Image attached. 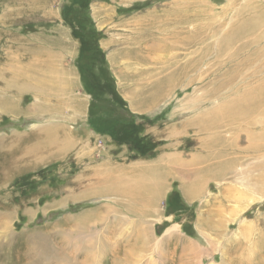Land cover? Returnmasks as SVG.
Instances as JSON below:
<instances>
[{
    "label": "rangeland",
    "instance_id": "374dc122",
    "mask_svg": "<svg viewBox=\"0 0 264 264\" xmlns=\"http://www.w3.org/2000/svg\"><path fill=\"white\" fill-rule=\"evenodd\" d=\"M0 264H264V0H0Z\"/></svg>",
    "mask_w": 264,
    "mask_h": 264
},
{
    "label": "trees",
    "instance_id": "16d2710c",
    "mask_svg": "<svg viewBox=\"0 0 264 264\" xmlns=\"http://www.w3.org/2000/svg\"><path fill=\"white\" fill-rule=\"evenodd\" d=\"M91 90V89H90ZM99 95V94H97ZM96 96H93L91 106L89 108V117H90V125L96 127V128H101V121H96L97 117L102 118L100 113L102 111L106 110L107 114H110V120L111 124L113 125L114 129L119 130L124 127L125 124L135 122L137 119L140 118V116H137L133 113L128 112L126 108H122L120 105H115V102H109L106 99L103 98H94ZM106 119V118H104ZM108 119V118H107ZM136 119V120H135ZM135 129H132V136L133 138L135 137H140ZM144 136L141 137L143 139Z\"/></svg>",
    "mask_w": 264,
    "mask_h": 264
},
{
    "label": "bare ground",
    "instance_id": "6f19581e",
    "mask_svg": "<svg viewBox=\"0 0 264 264\" xmlns=\"http://www.w3.org/2000/svg\"><path fill=\"white\" fill-rule=\"evenodd\" d=\"M152 46V45H151ZM50 58H52V57H50ZM54 59V58H53ZM56 133V132H55ZM153 177V176H152ZM137 179V182H136V184H130V185H128V190L127 191H129V192H131V193H134V194H136L139 198L140 197H142L145 193H147L148 191H154V185L153 184H151V182H148L146 185H145V187H144V182L146 181V179L144 180V182L139 178V177H137L136 178ZM149 179V178H148ZM147 179V180H148ZM150 180V179H149ZM254 191V190H253ZM128 192V193H129ZM131 197H135L136 198V196H132V195H130ZM141 199H144V198H141ZM140 199V200H141ZM252 201V200H251ZM177 229V226L176 227H174V228H171V229H169V230H171V233L173 234V235H175L174 234V232H176V231H174V230H176ZM177 238V237H176Z\"/></svg>",
    "mask_w": 264,
    "mask_h": 264
}]
</instances>
